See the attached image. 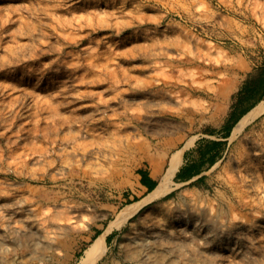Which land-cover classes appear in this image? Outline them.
I'll return each mask as SVG.
<instances>
[{
	"label": "rangeland",
	"instance_id": "rangeland-1",
	"mask_svg": "<svg viewBox=\"0 0 264 264\" xmlns=\"http://www.w3.org/2000/svg\"><path fill=\"white\" fill-rule=\"evenodd\" d=\"M263 67L264 0H0V264H77L141 167L235 127ZM230 137L97 264H264V114Z\"/></svg>",
	"mask_w": 264,
	"mask_h": 264
},
{
	"label": "crops",
	"instance_id": "crops-1",
	"mask_svg": "<svg viewBox=\"0 0 264 264\" xmlns=\"http://www.w3.org/2000/svg\"><path fill=\"white\" fill-rule=\"evenodd\" d=\"M226 129L227 126L222 132L219 130L214 131L211 134V139L199 137L195 140H187L178 150L173 152L174 154L182 150V165L171 179V184L173 186L199 180L207 173V169L211 166L210 158L215 157V155H219L217 156L219 160L220 157H222L224 147L226 145L225 141L227 140V138L224 137ZM213 143H218V147L206 154L205 151L207 148H211ZM173 154L169 157L165 164H163L164 162H159L151 164L150 166L144 165L138 170L136 187L133 191L137 197H145L151 193V191L153 192L157 189L163 179V176L169 170Z\"/></svg>",
	"mask_w": 264,
	"mask_h": 264
},
{
	"label": "bare ground",
	"instance_id": "bare-ground-1",
	"mask_svg": "<svg viewBox=\"0 0 264 264\" xmlns=\"http://www.w3.org/2000/svg\"><path fill=\"white\" fill-rule=\"evenodd\" d=\"M263 114L264 99L237 122L233 128L230 140L235 141L238 139L245 129ZM181 165L182 150L173 154L169 170L163 176V179L157 189L153 192L151 191V193L143 197L141 200L129 204L122 211H120L116 218L110 222L107 229L98 235L95 240L91 242L90 245L84 250L83 255L77 264H97L103 257L107 237L114 229L122 227L132 216L141 211L145 205L163 198L175 189L176 186L171 184V179L180 169Z\"/></svg>",
	"mask_w": 264,
	"mask_h": 264
},
{
	"label": "trees",
	"instance_id": "trees-1",
	"mask_svg": "<svg viewBox=\"0 0 264 264\" xmlns=\"http://www.w3.org/2000/svg\"><path fill=\"white\" fill-rule=\"evenodd\" d=\"M255 96L257 97V101L254 105H252L249 109H244L242 110L240 116L236 119V121L234 122V125L237 124V122L246 114L248 113L252 108H254L258 103H260L263 98H264V67L261 69V71L259 72V74L256 77L250 78L249 80H247L245 82V84L243 85V87L241 88V90L238 93V102L241 101V98H243V96ZM234 126L232 127H227L226 132H225V138H229L231 136V132ZM226 142V141H225ZM218 143H213V146L211 148H207V150L205 151V153H209L211 150H215L218 145ZM204 153V154H205ZM219 155H215V157L210 158L211 161V166L207 169H211L219 160L218 157ZM221 158V157H220ZM203 177H201L199 180L203 179ZM195 181V182H197ZM141 200L140 198L136 199V201ZM101 234V232H99V235ZM112 239V237H108L107 238V242H109Z\"/></svg>",
	"mask_w": 264,
	"mask_h": 264
}]
</instances>
